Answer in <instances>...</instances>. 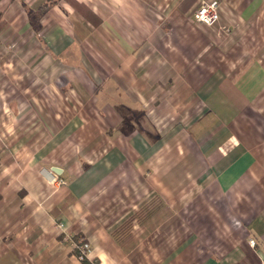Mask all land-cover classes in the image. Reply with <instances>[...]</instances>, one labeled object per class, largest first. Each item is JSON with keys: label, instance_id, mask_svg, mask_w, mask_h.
<instances>
[{"label": "crops", "instance_id": "obj_1", "mask_svg": "<svg viewBox=\"0 0 264 264\" xmlns=\"http://www.w3.org/2000/svg\"><path fill=\"white\" fill-rule=\"evenodd\" d=\"M49 1L0 0L46 132L0 149V264H264V0Z\"/></svg>", "mask_w": 264, "mask_h": 264}, {"label": "rangeland", "instance_id": "obj_2", "mask_svg": "<svg viewBox=\"0 0 264 264\" xmlns=\"http://www.w3.org/2000/svg\"><path fill=\"white\" fill-rule=\"evenodd\" d=\"M53 1L50 0L48 3L51 4ZM66 1L69 2L70 0ZM32 26L34 27L32 30L36 32L43 30L39 26V23H34ZM24 30L21 24L13 25L5 21L0 23L1 157L2 161L8 159L14 160L23 166L28 161L30 163L34 160L37 155V153L35 154L36 148L41 146L42 136H46L43 135L45 131H42V119L40 112L37 110L38 105L33 103L36 95L41 90L40 88L30 87L31 79H34L35 75L39 72V64L41 62L40 57L37 55V48L41 47V43L35 35L29 36L26 39L22 37L23 32H25ZM20 31L22 32L17 36V33ZM52 63L54 62L50 59V64ZM33 65L35 66L32 68ZM64 73H66L64 68H60L57 79H63ZM49 78H56V74L50 72ZM53 105L55 107L58 106L56 103ZM77 110L76 105H74L69 111L75 113ZM27 132L28 134L26 135ZM12 147L16 148V152L12 151ZM4 155L10 156L6 158ZM38 156H42L40 150ZM145 177L147 178L148 176L145 174ZM76 255L79 260L78 252Z\"/></svg>", "mask_w": 264, "mask_h": 264}, {"label": "built area", "instance_id": "obj_3", "mask_svg": "<svg viewBox=\"0 0 264 264\" xmlns=\"http://www.w3.org/2000/svg\"><path fill=\"white\" fill-rule=\"evenodd\" d=\"M219 9L220 2L217 0L201 4L196 11L197 22L208 27L216 26L219 22ZM256 244L257 243L254 239L250 240V245L252 247H255ZM74 249L78 252V258L80 261L83 262L84 260H87L90 248L83 240L75 242Z\"/></svg>", "mask_w": 264, "mask_h": 264}, {"label": "trees", "instance_id": "obj_4", "mask_svg": "<svg viewBox=\"0 0 264 264\" xmlns=\"http://www.w3.org/2000/svg\"><path fill=\"white\" fill-rule=\"evenodd\" d=\"M57 4V0H54L51 4L47 3L46 5H43L41 8H40V13H46L49 11V9H51L54 5ZM85 264H91L88 260H84L83 261Z\"/></svg>", "mask_w": 264, "mask_h": 264}, {"label": "water", "instance_id": "obj_5", "mask_svg": "<svg viewBox=\"0 0 264 264\" xmlns=\"http://www.w3.org/2000/svg\"><path fill=\"white\" fill-rule=\"evenodd\" d=\"M53 171L56 172V173H60V172H59L60 170L57 169V168H54Z\"/></svg>", "mask_w": 264, "mask_h": 264}]
</instances>
